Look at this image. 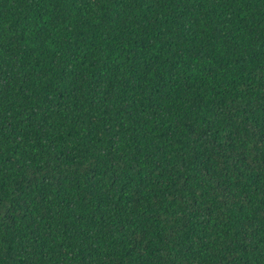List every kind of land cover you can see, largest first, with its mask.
I'll use <instances>...</instances> for the list:
<instances>
[{
  "label": "trees",
  "instance_id": "16d2710c",
  "mask_svg": "<svg viewBox=\"0 0 264 264\" xmlns=\"http://www.w3.org/2000/svg\"><path fill=\"white\" fill-rule=\"evenodd\" d=\"M0 264H264V0H0Z\"/></svg>",
  "mask_w": 264,
  "mask_h": 264
}]
</instances>
